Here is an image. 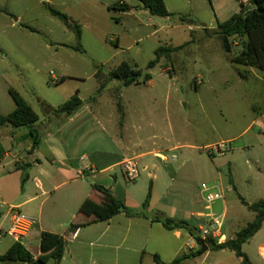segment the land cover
Here are the masks:
<instances>
[{
    "label": "rangeland",
    "instance_id": "obj_1",
    "mask_svg": "<svg viewBox=\"0 0 264 264\" xmlns=\"http://www.w3.org/2000/svg\"><path fill=\"white\" fill-rule=\"evenodd\" d=\"M120 1L131 10L125 13L108 10ZM164 2L172 14L168 18L152 16L137 0H0V111L8 115L15 109L9 94L11 88L38 114L40 127L61 124L53 118L48 123L45 118L49 112L44 103L58 108L77 92L84 104L100 111L102 121L111 123L116 121L114 117L123 121L118 108L121 101L128 116L123 141H139L145 152L152 148L151 137L158 135L155 147L165 148L170 159L165 164L179 174L175 191L169 196L181 203L197 204L199 210L208 213L201 195L202 184L218 185L225 197L227 224L233 225L227 228L232 236L255 217L238 195L249 203L264 198V117L261 116L264 84L260 71L231 62L232 56L242 49L240 42L229 55L213 30L217 22H225L239 13L242 4L247 9L249 2ZM48 4L80 27V38L75 30L49 13ZM189 42L170 59L164 57L156 67L147 69L159 47H177ZM123 62L141 70L143 76L149 73L151 80L144 83L142 76L139 85L129 87L119 80H109L108 73ZM240 73L245 80L239 78ZM100 82L107 84L106 89L93 101L91 97ZM90 139L96 148L104 143L110 149L115 148L112 140L99 130ZM175 146L179 148L169 151ZM172 155L177 159L172 160ZM145 161L162 168L164 165L153 156ZM140 167V177L124 184L133 186L136 195L145 198L149 186L146 176L152 167L148 171ZM89 183L93 184L94 180L89 179ZM222 201L213 206L214 213L223 212ZM206 223L191 221L197 229ZM10 239L0 241L2 254L7 252ZM24 244L30 246L27 241ZM262 246L264 223L243 245V251L254 263L264 264ZM210 253L206 261L213 264L239 262L230 251ZM204 256L195 259L200 263Z\"/></svg>",
    "mask_w": 264,
    "mask_h": 264
},
{
    "label": "crops",
    "instance_id": "obj_2",
    "mask_svg": "<svg viewBox=\"0 0 264 264\" xmlns=\"http://www.w3.org/2000/svg\"><path fill=\"white\" fill-rule=\"evenodd\" d=\"M240 1L243 3V0ZM239 78L245 80L240 75ZM119 99L121 100L122 96ZM44 105L49 112L45 118L49 120L48 123L53 118L61 124L53 123L40 127L39 118L32 128L10 129L6 126L0 129V230L6 232L10 228L9 210L17 208L19 212L35 220L29 236L23 240L29 243V247L25 244L24 246L35 258L40 255L42 233L49 232L63 237L66 249L59 264H156L154 255H159L163 262L170 263L184 254L197 252L195 238L199 229L192 226L191 221L195 219L206 223L207 213L199 210L197 204L181 203L169 196L175 191L174 186L179 174L165 164L170 160L165 148L155 147L157 134L151 137L154 140L152 148L145 152L142 151L139 141L125 143L123 139L127 132L128 116L122 103L123 121H117L118 118L114 117L116 121L113 123L102 121L100 111L94 110L90 104L84 102L80 110L73 115L56 113L55 110L60 106L55 108L47 103ZM0 113L2 114L1 111ZM261 116L264 117V110ZM111 125V130L108 131ZM97 130L112 140L114 149H110L106 143L103 147H94L95 142H92L90 137ZM32 131H36L39 137L35 148H32ZM89 148L95 151L90 152ZM177 148L179 146L169 151H175ZM158 155H164L167 160L162 161ZM149 156L158 158L164 164L163 168L145 161ZM127 159H134L139 166L142 165L144 171L152 167L146 176L149 180L147 194L151 187V198L146 208L144 202L147 196L144 198L136 195L133 186L124 184L126 179L122 163ZM118 168L120 173L116 170ZM89 179L94 180V183L90 184ZM231 184L235 188L233 181ZM212 186L210 187L221 191L218 185ZM96 187L108 190L116 199L122 201L130 212L141 215L128 217L121 213L107 221L90 224L94 217L85 216L80 212V208L87 199L98 205L104 202L103 193ZM201 195L203 198L202 193ZM261 200L264 202V198ZM215 204L209 209L205 203V210L208 213L213 212ZM222 204L223 212L215 214L224 217L223 234L226 240L227 237L232 239L238 231L232 236L227 232V228L233 225L227 224L225 197ZM156 218L161 222H154ZM168 219L186 222L195 235L192 236L187 229H165L162 221ZM72 226L78 227L74 229ZM7 237L11 238L6 248L8 251L17 240L10 235H6L3 240ZM261 250L264 258V246ZM228 251L230 250L217 252L225 254ZM210 252L209 249L200 263L195 258L199 259L204 254L199 256L197 253L183 264H192L190 262L193 260V264L207 262L211 256ZM1 255L4 254L0 252ZM238 261L240 264L241 260ZM250 261L258 264L251 259Z\"/></svg>",
    "mask_w": 264,
    "mask_h": 264
},
{
    "label": "trees",
    "instance_id": "obj_3",
    "mask_svg": "<svg viewBox=\"0 0 264 264\" xmlns=\"http://www.w3.org/2000/svg\"><path fill=\"white\" fill-rule=\"evenodd\" d=\"M142 8L149 11L152 16L168 18L172 16L168 12L164 0H137ZM249 7L242 4V9L239 13L234 14L225 22H218L217 29L214 32L221 44L223 51L227 54H233V49L238 42L242 45V49L239 54L232 56L231 62L240 66L250 67L257 69L263 74L264 80V0H248ZM49 13L58 19H60L69 29L75 30L77 37L81 36V29L78 25L74 24L66 14L52 8L48 5ZM109 11L115 13H125L131 10V7L120 1L108 8ZM182 21L188 23H195L194 20L181 18ZM119 22V19H116ZM189 43L177 47H159L156 50V58L148 63L147 69H153L156 67L162 58L170 59L172 54L184 49ZM101 70L96 74L99 78ZM241 78L245 79L242 73L239 74ZM143 76L141 70L133 69L127 62L121 63L116 69L108 73L109 80H119L123 83V86L129 87L131 85H139V79ZM143 82L148 83L151 80V75L146 73L143 76ZM63 78L61 81H64ZM106 83L100 82V86L95 95L91 97V100H95L106 89ZM15 109L8 115L0 113V129L11 126L15 129L19 128H32L38 121V114L31 108V106L17 93L14 89H9ZM83 105V101L79 97V92L72 96L68 101L61 105L56 113H65L67 115H73ZM118 108L122 111V106L119 103ZM123 116V115H122ZM30 136L33 139L32 148L38 144V135L35 132H31ZM232 183V180H230ZM104 195V202L100 205L96 204L93 200L87 199L84 201L80 208V212L87 217H94V220L90 222H104L114 216L125 213L128 217H136L141 214L130 212L124 203L116 199L108 190L102 187H96ZM234 190H236L234 188ZM242 204L255 214V218L252 222L247 223L240 231L237 232L234 238L226 240L222 244H218L215 241L208 239L206 242L211 251L230 250L235 253L236 257L241 260L240 264H253L248 256L243 252V245L246 244L254 235H256L262 228L264 223V202L258 201L253 204H248L243 197L238 195ZM151 198V187L149 188L146 201L144 202V208L149 204ZM154 222H161L159 218L154 219ZM165 229L174 231L178 229H187L192 236H194V230L189 228L186 222H176L168 219L162 221ZM78 226H72L76 228ZM66 249V242L63 237L52 234L49 232L42 233L40 242V255L34 257L31 252L19 241L15 242L9 250L0 256V263L2 264H59L62 260ZM190 252L177 257L170 263L163 262L159 255H154V261L156 264H183L187 259L192 256H196L199 253Z\"/></svg>",
    "mask_w": 264,
    "mask_h": 264
},
{
    "label": "built area",
    "instance_id": "obj_4",
    "mask_svg": "<svg viewBox=\"0 0 264 264\" xmlns=\"http://www.w3.org/2000/svg\"><path fill=\"white\" fill-rule=\"evenodd\" d=\"M162 161H166L167 158L164 155L157 156ZM172 159H176V156L173 155ZM122 170L124 177L127 181H136L141 174V167L134 159H127L122 163ZM143 170V169H142ZM201 193L203 194V199L207 205V208H211L213 204L220 200H224V194L221 191L215 190L212 187L203 184L201 187ZM11 216V225L10 228L3 232L0 230V241L6 236L10 235L14 237L17 241L23 242L26 239L32 228L35 225V220L22 214L18 211L17 208H10L9 210ZM207 223L205 227L199 229L198 236L203 240L207 241L211 239L218 244H222L226 241V237L223 234L224 226V217L218 216L212 211L206 215ZM207 243V242H206ZM201 264H210L203 262Z\"/></svg>",
    "mask_w": 264,
    "mask_h": 264
},
{
    "label": "water",
    "instance_id": "obj_5",
    "mask_svg": "<svg viewBox=\"0 0 264 264\" xmlns=\"http://www.w3.org/2000/svg\"><path fill=\"white\" fill-rule=\"evenodd\" d=\"M195 242H196V244H197V246H198V248L200 250L199 256H201V255H203V254H205L206 252L209 251L208 244L202 238H200V237L195 238Z\"/></svg>",
    "mask_w": 264,
    "mask_h": 264
}]
</instances>
